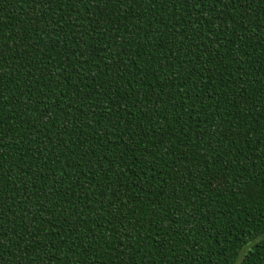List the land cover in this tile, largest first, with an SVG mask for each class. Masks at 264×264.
I'll use <instances>...</instances> for the list:
<instances>
[{"label":"trees","instance_id":"1","mask_svg":"<svg viewBox=\"0 0 264 264\" xmlns=\"http://www.w3.org/2000/svg\"><path fill=\"white\" fill-rule=\"evenodd\" d=\"M0 264H264V0H0Z\"/></svg>","mask_w":264,"mask_h":264}]
</instances>
